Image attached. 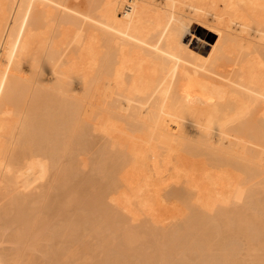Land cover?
<instances>
[{"label": "bare ground", "instance_id": "6f19581e", "mask_svg": "<svg viewBox=\"0 0 264 264\" xmlns=\"http://www.w3.org/2000/svg\"><path fill=\"white\" fill-rule=\"evenodd\" d=\"M214 35L217 40L215 44L210 45ZM207 46H211L208 55ZM25 64L30 68L31 76L24 74ZM47 68L51 75L49 81L42 77ZM75 78L81 82L79 98L72 94L75 90L70 88L69 82ZM41 80L51 81L53 87L49 89V86L41 84L38 95L46 98L45 96L51 94L48 91L54 90L57 95H64L69 100V103H64V114L68 115L66 122L69 121L71 124L68 125H72L71 128L75 131L71 128L70 131L68 125V128L63 125L65 130L61 141L64 146L61 148L64 149V154L70 153L72 156L76 152L72 148L76 147L78 151L86 148L89 144L87 141L79 143L76 140L79 144H74V147L71 144L77 137L78 140L83 139V136L88 134L86 130V134L84 131L82 135L81 131L86 125L80 130V122H89L94 131L106 138L109 142L107 145L112 146L111 149H123H118L121 153L116 152L120 156L118 159L122 158L118 168H115L119 177L109 171L113 178H118H110L113 183L109 184L114 187L111 189L113 191L115 186L119 188L125 184V190L123 188L122 192L116 191L123 197L117 198L111 194L112 204L116 207H107L106 204L105 206L103 203L106 200L102 199L101 194L95 196L94 191V196L86 194L90 189L89 185L87 186L89 176L85 178L84 174L78 175V170L75 172L77 175L73 174L77 166L73 162L75 156L73 155L70 161L69 154V161L73 162L75 166H71L74 168L70 170L67 163L68 168H62L65 174L62 175V171L57 173H61L63 177L69 173L78 179L75 181L71 177L70 180V175L65 178L60 175L62 180L58 181L57 176L56 182H77H70L75 185L77 192L68 184L69 188L62 185L61 195L52 194L58 197L65 194L70 197L71 194L70 201L76 202V207L70 215L64 211L59 213L63 208L59 207V203L54 199L58 197L49 195V192L47 195L52 196L57 203L53 201L50 207L48 204L53 199H46L49 203L46 202L45 205L50 208H45L44 213L55 206V211L54 208L50 210L52 217L55 215V221L59 219L62 223L55 225L49 212L45 217L50 215V218H47L51 220V225H54L52 227L50 220L43 221L44 215L41 220L39 216L35 217L37 223L33 220L32 223L37 224V228L31 224V218L29 220L30 228L36 230V233L38 229L44 234L47 233L45 238L48 244L44 250L45 257L41 258L45 259L41 260L42 263L173 264L174 262L169 260H172L182 246H186L193 251H189L192 254L188 261L191 262L197 261L196 259L200 261L201 257L207 256L208 253L211 256L214 254L213 250H218L216 253L219 256L215 254L217 258H214L216 261L219 257L218 264H255L257 261L263 264L264 258L260 262L259 259L262 258H258L254 253L260 250L264 253V204L259 203L264 194V0H0V185L4 182V186L7 184L10 187L9 189L5 186V189L10 190L8 191L12 198H9L6 189L7 193L4 195L11 202L8 206L5 204L7 207L3 205L4 207L0 208V225L1 220L4 221L10 214V219H16L18 215V220L21 214L32 210L24 207L27 200L23 201V196L28 194L23 193L33 188L31 185L34 182L46 178L50 169L47 162H52V156L55 157V152L52 153L54 150H51V147L48 149V146L52 144V139L55 141L56 136L50 142L49 139H44L45 137L40 140L46 135H43L37 126L50 114L34 119L33 112L30 113L28 109L23 111L24 114H19L16 109L19 96L24 94L25 97L27 91L32 93L33 85L28 86V83ZM54 102L62 101L56 98ZM83 116L87 122L81 121ZM50 117L52 121L54 117ZM185 117L191 120L205 139L203 145L209 150L206 152L209 155L206 156L208 163L203 159L206 166L202 161V166L200 163L194 164L193 160L192 166H187L188 157L182 158L183 152V156L179 157L180 150L184 147L179 146L188 142L186 134V138L183 136L182 139V135H178ZM72 122L76 124L75 128ZM63 129L61 127V130ZM40 132L41 134H38ZM36 133L40 136H36L38 140L50 143L47 149L51 150L52 156H46L50 160L36 155V150L42 153V148L46 150V154L48 152L46 146H42L39 141L40 150L35 148L33 137ZM178 137L180 140L186 139L185 143L182 141L176 146L177 140L181 142ZM61 141H57L58 145ZM55 143V147L51 146L57 150ZM202 143L198 145L197 141L192 148L202 147ZM187 145L189 147V144L185 146ZM187 149L184 151L186 154L189 152ZM193 151L196 152V149ZM58 153H61L60 150ZM111 158L109 160L115 162ZM183 159L185 160L182 161ZM182 163L187 165L183 166ZM110 165L113 169V165ZM66 168L69 169L68 173ZM100 173L98 171V175ZM102 179L107 180L104 177ZM173 179L176 182L185 180L188 187L185 190L193 193L188 194L183 190V198L191 196L184 199L186 207L192 201V205H195L187 209L192 210L196 206L204 209H195L194 217L199 223H195L196 220L192 222L197 224L195 228L200 227L198 231L189 220V224L183 221L186 222L183 226L169 231V236L167 233L158 236L156 226L152 230L149 229L152 224L142 230L138 228L137 231L132 226L134 230L129 228L127 225L130 222L126 223L120 210L131 216L135 215L136 211L151 213V193H155L157 185L162 187L158 184L160 181L166 183L165 181L171 182ZM116 181L122 182L121 185ZM101 183L97 181V184ZM4 186L0 187L4 190ZM164 186L167 187L166 184ZM178 189L173 192L174 195L170 193V196H175L177 191L179 194L183 192ZM22 190L23 193L20 192ZM245 193L250 197L243 202L246 199L245 197L243 200ZM18 194L23 195L22 198ZM255 196H260V200ZM188 198L190 201L186 200ZM192 198L194 200H191ZM234 201L243 203L238 205ZM252 203L262 209L263 215L256 207L252 208ZM2 208L4 209L1 210ZM204 211L209 212L207 214L217 212V215L209 216L205 213V216ZM57 212L60 216L64 215L59 217ZM190 212L187 214L192 215ZM131 219L129 217L130 221ZM32 229L30 232L34 231ZM147 229L149 232H146ZM144 230L147 235L142 232ZM20 231L14 232V235L18 236ZM70 233L74 235L71 236ZM148 233H151L153 238L149 237ZM229 234L235 240L244 239L245 249L249 255L253 253L251 256L257 257V261L254 258L251 261L243 260L235 255L239 253L236 251L229 250L228 253L224 244ZM59 236H62L61 241ZM148 237L150 241H147ZM160 238L163 242L161 244L165 245H160L162 247H159L158 253L145 254L147 246L142 249V246L146 245L144 242L153 247L160 242ZM33 243L35 242H31L32 246L27 245V248L34 247ZM120 243H125L124 247ZM37 245L41 249L42 245L36 244V248ZM8 250L0 247V264H17L16 249ZM260 255L264 257L262 253ZM206 258L205 263L216 264L213 259L209 263ZM188 261L186 259L180 264H190ZM201 261L203 263V259ZM200 262L197 261L198 264Z\"/></svg>", "mask_w": 264, "mask_h": 264}, {"label": "rangeland", "instance_id": "374dc122", "mask_svg": "<svg viewBox=\"0 0 264 264\" xmlns=\"http://www.w3.org/2000/svg\"><path fill=\"white\" fill-rule=\"evenodd\" d=\"M190 39V38H189ZM216 40H217V36L216 35H214V37H213V39L211 40V42H210V45H213V44H215V42H216ZM195 42H198V41H196V40H194ZM199 43V42H198ZM211 46H207L206 47V50H207V53H206V55H208L209 54V52L211 51ZM23 70H24V74H26L27 76H31L30 75V68L25 64L24 66H23ZM45 72L43 73V75H42V77H45V79L47 80V81H49V79L51 78V75H50V72H49V69L47 68L46 70H44ZM47 77V78H46ZM70 88L72 89V90H75L72 94L76 97V98H79V95L81 94V82L79 81V79H74V80H71L70 82ZM30 84H32L33 86H32V88H31V91H32V93H29L28 91H27V93H26V95H25V97H24V94H21L20 96H19V100H18V104H17V107H16V109L18 110V113L19 114H24V112L23 111H25V110H29L30 111V113L31 112H33V114H34V119H38V118H40V117H42V116H44V114H50V116H52V121L49 119V117L48 118H41L42 120H41V122H39L40 124L39 125H37L38 127H39V129H41V131H42V134L43 135H46V136H42L41 138H40V140L43 138V137H45L44 139H49L48 140V142H50V140L52 139V138H54L55 136H56V138H54L55 139V141H56V143H55V141L52 139V144H50V143H47L46 142V140L45 141H40V140H38V137H40L39 135H37V133H36V135H34V137H33V144L36 146L35 148L36 149H39L40 150V148L41 147H39V142H41L40 144H42V146H46V149H47V146L50 144V146H48V149H49V147H51L52 149L51 150H54V151H52V153L53 152H55V154L53 153V155H55V157L54 156H52L51 154H50V151L51 150H49L48 151V149H47V151L49 152V154H48V152H47V154H46V150L44 149V148H42L41 149V151H42V153L39 151L38 152V150H36V152L38 153H36V155H39L40 157H45L44 159H47L48 157H53L54 159H52V162H51V160L49 161V162H51V164L52 165H50V163L49 162H47V164H49L48 166L50 167V169H48L49 171H48V175L46 176V178H44L42 181H37L36 183L34 182L33 183V185H31V186H33V188H29L30 189V191H29V189L28 190H26V192L24 191V193H23V190L22 191H20L21 193H23V195H25V194H28L26 197H24L23 195H19V197H21L22 198V196H23V201H25V200H27V202H25V205L26 206H24L27 210L29 209V208H32V210H29V212L30 211H33L32 213H31V215H28V213L29 212H27V214H26V212H25V214L24 215H22L21 214V217L24 219V220H26V221H24L21 217H19V219L17 220V218H18V215H17V217H16V219H10L9 218V216L11 215H9L7 218H9V220H11V221H7L6 219L7 218H5V220L3 221V220H1L2 221V224L1 225H3V226H1L0 225V247H1V249H9V250H12V249H16V256H15V260L17 261V264H44V263H42L45 259L43 258V259H41L42 257H45V248H46V244H48V242H47V240H46V235H47V233L46 234H44V232H40L39 231V229H38V233H36L37 231L36 230H34V229H32V228H30L31 227V225H30V222H29V220H30V218H31V224H34V223H37L38 222V220H36V218L35 217H38L39 216V218H40V220L43 218V215H44V217H45V215L48 213V214H51L52 212L50 211V210H52L54 207L52 206V209H48L47 211L48 212H46V213H44L45 212V208H50L51 206L50 205H52V202L54 201V199L55 200H57V202L59 203V207H61V208H63L62 210H59L60 212L59 213H63V211L64 212H68V215H70L71 214V212L74 210V207H76V205H77V203L75 202H73V203H71V201H70V199H71V194H70V197H69V195H66L65 193V195L64 196H62V197H58L57 195V197L58 198H54L53 199V197H56V196H54L52 193H56V194H60L61 195V193H63V186L62 185H65V187L64 188H67L68 187V184H70V182L69 183H64L63 184V181H62V183L60 184V182H58L59 183V185H58V183L56 182L58 179V181H60V175H61V173H60V175H59V172L60 171H62V168L64 167H67V163H68V166H69V169L70 170H72V168H74L73 166H71V165H74L73 164V162L76 164V168H75V171H73V174H76L75 172H77L76 170H78V175H86V177L85 178H87V176H89L88 177V180H89V182L87 183V186L89 185V187L88 188H90L89 189V193H86V194H93V196H94V193L92 192V191H94L96 194H95V196L97 195H100L101 194V196L103 197H101L102 199H104V201L106 200V202L105 203H103L104 205L106 204L107 205V207H108V205H109V207L112 205V206H114L113 204H112V201H111V198H112V196L114 197H123V196H121V193H117L118 191L119 192H122V189L124 188V186H125V184H123L121 187H119L118 188V186H115V188L117 189H114V191L113 190H111V189H113L112 188V186L109 184V182H110V178L112 179L113 178V175L111 174V173H113V174H115V176H117L118 174H117V171H116V169L115 168H118L117 166H118V164H119V162H120V160L122 159H118V158H120V156H119V154L117 155V153L116 152H118V153H121V150H123L122 148H119V147H117L118 149H121V150H118V149H114V148H112L111 149V147H109L108 145H107V143H109V142H107V140H106V138H103L102 137V134H100L99 132H96V131H94L93 129H92V127L90 126L91 125V123L89 124V122H87L85 119H84V116H83V119L81 118V121L82 120H85L88 124H86V123H84L83 121V124L84 125H82V122H80L81 123V127L82 128H80V127H78V129L80 128V130H83V126H85V128H84V130L83 131H81V133L82 132H84L85 131V133L84 134H86V130H87V132H88V134H86V136L82 133V135H84L83 136V139H79L78 140V137H77V139H74L73 140V142L74 143H72L71 144V146H75V145H77V144H79L80 142H82V141H84V142H88L89 144L87 145V146H85L86 148L84 149V150H77V148L75 147V148H72V149H75L76 150V152H75V150H74V156L72 155L71 156V154H70V156H71V159H70V156H68L69 154L67 153V154H64V149L63 148H61L62 147V145H63V142L61 141V140H63V138H64V135H63V131L65 130V129H63L64 127L65 128H68V127H66L68 124H71V123H69V121L68 122H66V120H67V117L66 116H68V115H66L65 116V114H64V103H69V100H68V98L66 97V96H64V95H57L56 94V92L54 91V90H50V91H48V92H50L51 94L50 95H47V96H45L46 98H44V96H41V95H38V89H41V84H45V85H47V86H49V89L50 88H52L53 87V84H52V82L50 81V82H43L42 80L41 81H39V82H29L28 83V86L30 85ZM65 89H67V87H65ZM22 95H23V98H22ZM43 95V94H42ZM54 95V97H52ZM39 96V97H38ZM60 99V101H62V102H54V99ZM44 99H47L46 101L44 100ZM27 107V108H26ZM30 109H32V111L30 110ZM53 114V115H52ZM46 116V115H45ZM44 116V117H45ZM47 119H49V122H48V120ZM65 119V120H64ZM70 119V118H69ZM186 120V121H185ZM185 120H184V122H183V120H182V122H181V124H183L182 126H181V128L179 129V131H178V133H180V134H178L179 135V137H180V135H182L181 136V138L180 139H182V137L184 136V134H186V136H188V138H187V141L189 142V139H190V142L188 143H186V144H189V147H188V145L187 146H185L186 144H181L180 146H179V143H182V141L185 143V141H186V139H184V138H186L185 136H184V138H183V140H180L179 139V137H178V139L181 141V142H179L178 140L176 141V143H178V144H176V146L178 145L179 146V148L180 147H182V146H184L183 148H184V150H183V148H181L182 149V151L180 150V152H181V154H180V156L179 157H182L183 155V157L182 158H184V157H188V158H186V160L188 159V162L189 163H187V164H189V165H187L186 163H182L183 164V166H192L191 165V162H193L194 164H198V165H200L201 163H203V159L204 160H206V162H207V160H208V157H209V155H207V153L209 152V150H208V148H207V146L205 147L204 145H205V139L203 138V136H202V134L199 132V130H196L197 128L193 125V123L191 122V120L188 118V117H185ZM72 121V120H71ZM70 121V122H71ZM80 121V120H79ZM51 122V123H50ZM64 122V123H63ZM66 122V123H65ZM37 123L35 122V124L34 125H36ZM72 124L74 125V123L72 122ZM63 125H65L64 127H63ZM76 125V124H75ZM75 125H74V128H75ZM69 126V125H68ZM72 126V125H71ZM71 126H69V130L71 131ZM79 126H80V124H79ZM36 127V126H35ZM61 127H62V129L63 130H61ZM183 127V128H182ZM71 128V129H70ZM36 129H37V127H36ZM38 129V130H39ZM182 129V130H181ZM195 129V130H194ZM73 130V129H72ZM79 130V131H80ZM183 130H185V131H183ZM67 131H68V129H67ZM73 131H75V130H73ZM198 131V132H197ZM34 132H35V128H34ZM36 132H38V131H36ZM61 132H62V134H61ZM77 132V131H76ZM38 134H41V132L40 133H38ZM63 135V136H62ZM36 136H38V137H36ZM195 136H197V138L195 137ZM82 136H79V138H81ZM86 137V138H85ZM190 137V138H189ZM192 137V138H191ZM201 139H199V138ZM57 138H58V140H60L61 142L59 143V145H58V140H57ZM85 138V139H84ZM194 138V139H193ZM198 139V140H196V139ZM43 139V140H44ZM192 139V140H191ZM203 139V140H202ZM77 140V142H79V143H77V142H75ZM106 142H105V141ZM194 140V142H192ZM202 141V142H200V141ZM39 141V142H38ZM197 141H198V145H200V143H202L201 145H203L204 146V148L206 149V151L203 149V146L201 147V146H198V147H196V146H194V148H192L193 147V144L194 145H196V143H197ZM86 142V143H87ZM196 142V143H195ZM54 143L55 144H57L56 145V147H58L59 148V150H60V152L61 153H58L59 152V150H58V148H57V150H56V148L54 149L53 147H55L54 146ZM47 144V145H46ZM75 144V145H74ZM104 144H106V146L104 145ZM51 145H53V147L51 146ZM41 146V145H40ZM60 146V147H59ZM64 146V145H63ZM105 146V147H104ZM103 147L105 148V152H103L104 151V149H103ZM189 149H187V148ZM200 147V149H198ZM110 150V151H108V149ZM178 148V147H177ZM191 148V149H190ZM43 149H44V151H43ZM185 149H187V151H189V152H187L188 154H186V152H184L185 151ZM196 149V152L195 151H193V150H195ZM208 150V151H207ZM110 152V153H108V152ZM112 151V152H111ZM120 151V152H119ZM45 152V153H44ZM70 152H72V150L70 151ZM182 152H183V155H182ZM191 152H194V153H191ZM207 152V153H206ZM41 155H40V154ZM56 153H57V155H56ZM103 153H105V154H103ZM106 153H108V154H110V155H106ZM113 153H115V154H113ZM123 153H124V151H123ZM76 154V155H75ZM102 154H103V156H102ZM112 154H113V158H111L112 157ZM178 154H179V150H178ZM191 154H193V155H191ZM47 155H49L47 158H46V156ZM51 155V156H50ZM61 155V156H60ZM67 155V156H66ZM121 155V154H120ZM182 155V156H181ZM190 155V156H189ZM101 156V157H100ZM106 156H108V157H106ZM115 156H117L116 158H115ZM206 156H208L207 157V159H206ZM42 157V158H43ZM69 157V158H68ZM74 157V159H73V162H71L70 163V161L72 160V158ZM102 157H104L103 159H100V158H102ZM112 159L113 161L115 160V162H117L116 160H118V162L117 163H115V162H112L111 160H109V159ZM115 158V159H114ZM181 158V159H182ZM43 159V160H44ZM69 159H70V161H69ZM180 159V160H181ZM189 159H191V160H189ZM185 159H183L182 161H184ZM193 160V161H192ZM199 161V162H198ZM202 161V162H201ZM57 162H58V164H57ZM77 162V163H76ZM122 162V161H121ZM201 162V163H200ZM110 163L113 165L114 163H115V165H113V169H111L110 168ZM200 163V164H199ZM208 163V162H207ZM106 164V165H105ZM120 164H122V163H120ZM193 164V165H194ZM206 164V163H205ZM105 165V166H104ZM108 165V166H107ZM203 165H204V163H203ZM75 166V165H74ZM195 166V165H194ZM201 166H202V164H201ZM201 166H198V167H201ZM204 166H206V165H204ZM48 167V168H49ZM101 167V168H100ZM108 168V170H107V168ZM59 168V169H58ZM60 168H61V170H60ZM68 168V167H67ZM66 168V171H67V173H68V170L69 169H67ZM79 168V169H78ZM104 168V169H103ZM102 169V170H101ZM111 169V170H110ZM64 170V169H63ZM57 171H59L58 173H57ZM65 171V170H64ZM64 171H62L63 173H62V175L63 174H65L64 173ZM98 171H99V175H98ZM106 172L105 174L106 175H104V172ZM111 173H110V172ZM113 171H116V172H113ZM70 172V171H69ZM72 172V171H71ZM109 172V173H108ZM72 174V173H71ZM101 174H103V175H101ZM120 174V173H119ZM174 174V173H173ZM61 175V176H62ZM68 175H70L69 173L65 176L64 175V177L62 176V178H65V177H67ZM77 175V174H76ZM109 175V176H108ZM121 175V174H120ZM58 176V179L56 178ZM101 176V177H100ZM1 177V176H0ZM69 177H70V180L72 179L71 177H73V175H70V176H68V179H69ZM74 177H75V175H74ZM73 177V178H74ZM77 177V176H76ZM79 177V176H78ZM83 177V176H82ZM91 177V178H90ZM106 178L107 180H105V179H102V178ZM117 177H119V176H117ZM117 177H114L115 179L117 178ZM100 178V180H98ZM114 178L112 179V180H114ZM56 179V180H55ZM75 179V178H74ZM78 179V178H77ZM77 179H75V181L77 180ZM108 179H109V181H108ZM118 179V178H117ZM1 180H4L5 181V179L4 178H1ZM62 180V179H61ZM66 180H67V178H66ZM65 180V181H66ZM90 180H92V181H90ZM102 180H103V183H106L107 184V182H108V184L107 185H109L108 186V188H106L105 189V187H107V185L106 184H103V183H101L102 182ZM69 181V180H68ZM68 181H66V182H68ZM97 181H98V183H101V184H97ZM99 181H101V182H99ZM121 181V180H120ZM173 181H175V179H173L171 182H169L168 180L167 181H165L166 183H164V182H162V181H160V183H158L159 184V186H162L163 187V185L164 184H166L167 185V187H158V185H157V187H158V192H156V188L157 187H155V193H151V196L153 197V204H152V208H153V211H151V213H146V212H144V213H142V212H139L138 211V213H134L135 215H128V213L126 214V212L125 211H122V210H120V213L122 214V215H124L125 216V219H126V223H127V221H129L130 222V224L129 225H127L129 228H131L132 230H134L135 229V231H137L138 230V228H139V230H142V228L143 227H147V226H149V225H153L152 227H150L149 229L150 230H152L153 228H154V226H156L157 227V232H155V233H157L158 234V236L159 235H162L163 233L165 234V233H167V235H168V233H169V231L171 232V231H173L174 229H177V228H180V226L182 225H184V223H186L187 222V220H189L190 221V223H192V226L195 228V226L197 227V224L199 223V221L198 220H196L195 219V215L194 214H196L195 213V209L197 208V210H201L202 209V207H200V208H198L197 206H196V208L194 209H192V210H190V209H187L188 207L189 208H192L191 207V205H192V203H193V201L189 204V206L187 205V207H186V205L184 204L185 203V198H187V197H191V196H185L184 198H183V196L182 195H185V193H184V191L183 190H185V188H188L186 185H185V180H181V182L179 181V180H177L178 182H173ZM184 181V182H183ZM90 182H91V185H90ZM116 182H119V181H116ZM158 182V181H157ZM157 182H156V184H157ZM2 183V182H1ZM4 183V182H3ZM3 183L0 185L1 187L2 186H4L3 185ZM6 183V182H5ZM72 184H75V183H77V182H74L73 183V181L71 182ZM110 183H113L112 181L110 182ZM120 183H122V182H119V184ZM170 185V183H173V184H171L170 185V187H168L169 185ZM67 184V185H66ZM53 187H52V186ZM57 185H58V187H57ZM71 185V184H70ZM77 185H79V183L77 184ZM77 185H76V187H77ZM93 185H95V186H93ZM98 185H101V186H98ZM104 185H106V186H104ZM116 185H118V183L116 184ZM121 185V184H120ZM119 185V186H120ZM5 186H7L8 187V185L7 184H5ZM5 186H4V190L0 187V189H2L1 190V195H0V208L4 205V206H6L7 204H9L10 202H9V200L10 199H12V198H10L11 197V195L9 194V189H10V187H8L9 189H7V191H8V193H7V191H5L6 189H5ZM73 186H74V189H73ZM184 186H186V187H184ZM49 187V188H48ZM55 187H57V190H56V188ZM71 187H72V190H75L76 191V189H75V185H71ZM70 187V188H71ZM86 187V186H85ZM95 187V188H94ZM69 188V187H68ZM110 188V189H109ZM161 188H162V190H161ZM175 188V189H174ZM178 188H182V190H180V189H178ZM257 188V187H256ZM255 188V189H256ZM86 189V188H85ZM121 189V190H120ZM173 189V190H172ZM176 189H178V190H180L182 193L181 194H179V192L177 191L176 192V194H175V196H173L174 195V191L176 190ZM65 190V189H64ZM67 190H69V189H67ZM66 190V191H67ZM72 190H71V192L70 193H72ZM90 190H91V192H90ZM103 190V191H102ZM108 190V191H107ZM124 190H125V188H124ZM160 190V191H159ZM75 191H73V192H75ZM85 191V190H84ZM111 191V193H109ZM117 191V192H116ZM170 191H172V192H170ZM188 194L189 193H192V191H190V192H188V190H185ZM260 191V190H259ZM12 192V191H11ZM14 192V191H13ZM16 192H17V189H16ZM15 192V193H16ZM18 192H19V190H18ZM49 192H50V194H49ZM69 192H68V194H69ZM77 192V191H76ZM75 192V193H76ZM78 192H79V190H78ZM82 192V191H81ZM105 192V193H104ZM115 192V193H114ZM174 192V193H173ZM4 193L6 194H9L10 196H9V200H8V197L7 196H5L4 195ZM47 193L49 194V195H53V197L52 196H48L47 195ZM104 193V195H102ZM109 193V194H108ZM170 193H172L171 195L172 196H170ZM259 193V192H258ZM262 193V192H261ZM80 194V193H79ZM111 194H112V196H111ZM179 194V195H178ZM63 195V194H62ZM191 195V194H190ZM192 195H193V193H192ZM249 194L247 193H245V196L243 197V200L245 199V197H246V199L243 201V202H246V200L250 197V195L248 196ZM262 195V194H261ZM260 195V196H261ZM80 196H81V198H83V196L80 194ZM105 196V197H104ZM182 197L181 199L179 198V197ZM195 196V195H194ZM193 196V197H194ZM260 196H257V197H259L258 198V200H260ZM262 196H264V194L262 195ZM262 196H261V200L259 201V203L260 204H264V199H262ZM12 197H13V193H12ZM50 197H52V201H51V203L50 204H48L47 205V207H46V202L47 203H49V201H47L46 199H50ZM248 197V198H247ZM257 197L255 196V198L257 199ZM68 200H69V202H68ZM187 201L189 200L190 201V198H188V199H186ZM191 200H194L193 198L191 199ZM253 200H255L254 199V197H253ZM263 200V201H262ZM44 201H45V203H44ZM103 201V200H102ZM55 202V201H54ZM57 202H55V203H57ZM242 202V201H241ZM241 202H238V201H234V203L235 204H238V205H241ZM242 202V203H243ZM263 202V203H262ZM27 203V204H26ZM114 203V202H113ZM187 203V202H186ZM6 204V205H5ZM54 204V203H53ZM253 204V206L255 205L254 203H252ZM56 205H58V204H56ZM105 205V206H106ZM3 206V207H4ZM8 206V205H7ZM6 206V207H7ZM193 206V205H192ZM199 206V205H198ZM252 206V208H254L255 209V207L256 206H254L253 207ZM260 206V205H259ZM264 206V205H263ZM114 207H116V205L114 206ZM114 207H113V209H114ZM193 207H195V205L193 206ZM258 207V206H257ZM256 207V210L258 211L259 210V212H260V214L261 215H263L261 212H263L262 211V209L260 210V209H258ZM24 208V209H25ZM60 208V209H61ZM264 208V207H263ZM4 208H2L1 210H3ZM115 210H116V208H115ZM118 210V209H117ZM193 211L194 213H192V212H190V211ZM204 209H202L201 211H203ZM54 211H55V208H54ZM40 212V213H39ZM187 212H190L192 215H188L187 214ZM124 213V214H123ZM189 213V214H190ZM203 213V212H202ZM207 214V213H209V212H207V211H204V213L203 214ZM57 214H58V212H57ZM56 214V215H57ZM128 215V217L126 216V215ZM205 214V216H207V215H209V216H216L217 215V212H212V213H210V214H207L206 215ZM28 215V216H27ZM52 215L53 214H51V217H52ZM59 215V214H58ZM57 215V216H58ZM64 215V214H63ZM63 215H61V216H63ZM67 215V214H66ZM24 216H26V217H24ZM32 216V217H31ZM56 216V219L58 218ZM60 215H59V217H61ZM123 216V217H124ZM186 216H187V219H186ZM190 216V217H189ZM191 216H192V218H191ZM205 216H203V217H205ZM47 217H49L50 218V215L49 216H46L45 218H43V221L44 220H46L47 221V219L48 220H50L49 218H47ZM54 217H55V215H54ZM54 217H52V219L54 218ZM69 217H71V216H69ZM129 217H130V219L131 218H133V219H131V221L129 220ZM73 218V217H72ZM189 218V219H188ZM193 219V220H191V219ZM38 219V218H37ZM61 220L63 219V217L62 218H60ZM128 219V220H127ZM151 219V220H150ZM33 220H35V222L33 221ZM40 220H39V222H40ZM59 219H57L56 221H58ZM196 220V221H195ZM5 221H7L8 223L6 224V222ZM43 221H42V223H43ZM46 221H44V222H46ZM53 221V220H52ZM54 221H55V218H54ZM55 221V225H56V223H62V222H60V221H58V222H56ZM150 221H153V223L152 222H150ZM183 221H186V222H183ZM192 221H195V223H197V224H193V222ZM3 222H5V224H3ZM32 222H34V223H32ZM48 222V221H47ZM73 222V221H72ZM128 222V223H129ZM155 222V223H154ZM42 223H38V225L39 224H42ZM49 223H50V225H51V220L49 221ZM49 223H48V225H49ZM54 223V222H53ZM124 223V222H123ZM201 223V222H200ZM45 225H46V223H44ZM43 224V225H44ZM58 224V225H59ZM118 224V223H117ZM144 224H145V226H144ZM155 224V225H154ZM186 224H189V222H187ZM34 225H36L35 227L37 228V224H34ZM49 225V226H50ZM53 225V224H52ZM52 225H51V227H52ZM120 225V224H119ZM122 225V224H121ZM200 225V224H199ZM40 226H42V225H40ZM39 226V228H41ZM54 226V225H53ZM122 226H124V225H122ZM134 228H132V227ZM32 227H33V225H32ZM45 227V226H44ZM44 227H43V229H44ZM47 227V226H46ZM51 227H47L48 229H51ZM127 227V228H128ZM155 227V228H156ZM30 228V229H29ZM34 228V227H33ZM46 228V229H47ZM198 228H200L199 226H198ZM198 228H195V229H197L196 231H198ZM32 229V231L33 232H35L36 234H31V233H33V232H30V230ZM20 231V233H18L19 235L16 237L15 235H14V232H17V231ZM41 230V229H40ZM42 231V230H41ZM44 231V230H43ZM46 231V230H45ZM155 231H156V229H155ZM194 231V230H193ZM140 232V231H139ZM142 232H145V230L144 231H142ZM146 232H149L148 231V229H147V231ZM145 232V233H146ZM13 233V234H12ZM74 233H75V231H74ZM74 233H70V235L72 236V235H74ZM141 233V232H140ZM162 233V234H161ZM150 236L149 237H151V238H153L152 237V235H151V233H148ZM14 235V236H13ZM142 235H144V233L142 234ZM145 235H147V233L145 234ZM156 235V234H155ZM167 235H165V236H167ZM11 236H13V237H11ZM71 236H69V237H71ZM157 236V235H156ZM158 236L156 237V238H158ZM169 236V235H168ZM167 236V237H168ZM62 236H59L58 237V239L61 241V238ZM68 237V238H69ZM146 237V236H145ZM149 237L147 238V241H150L151 239H149ZM161 237V236H160ZM68 238H65V239H68ZM162 238V237H161ZM161 238H160V242L156 245V246H153V247H151V245L148 243V242H146L145 241V239H143L145 242L144 243H146V245H144V246H142V244L143 243H141L140 245L142 246V249L144 250V248L143 247H146L145 248V254H147L148 255V253H152V252H155L156 254L158 253V250H159V247H160V249H161V247L162 246H160V245H165V244H161V242H162V240H161ZM164 239H165V237H163ZM63 239V238H62ZM142 239V238H141ZM149 239V240H148ZM165 240H167V238L165 239ZM164 240V241H165ZM243 240L244 239H242V241H240L239 239L238 240H235V239H233V237H232V235L231 234H229L228 235V238H227V240H226V242H225V244H224V247H226L228 250H226L228 253H229V250L230 251H236V252H239V253H241V254H239V253H237V254H235V255H238V257H241V259H243V260H245V259H247L248 261L250 260H252L253 258L254 259H256L255 258V256H256V254H257V256H258V258H262V260L261 259H259L260 260V262H262L263 261V258L264 257H261L262 255H260V253H262L263 255H264V253L263 252H261L262 250H260V252H256V253H254L255 254V256L253 257V256H251L253 253H251V251H250V255L248 254L249 252H248V250H246L245 248H246V246H245V244H244V242H243ZM39 241V242H38ZM31 242H35V244L33 245L34 247H32V248H34V249H30V247H28L27 248V245H29V244H31ZM141 242H143V241H141ZM246 242V241H245ZM123 243V242H122ZM122 243H120L121 244V246H123L124 247V244L122 245ZM139 243H140V241H139ZM147 243L150 245H147ZM163 243V242H162ZM164 243H166V242H164ZM36 244H41L40 246H41V249H40V247L37 245V248L35 247V245ZM60 244V243H59ZM44 245V246H43ZM137 245V247H138V243L136 244ZM31 246H32V244H31ZM242 246H244V248H242ZM164 247V246H163ZM39 248V249H38ZM138 249H139V247H138ZM140 249H141V247H140ZM243 249H245L244 251H243ZM258 249V248H257ZM8 250V251H9ZM43 250V251H42ZM142 250V252H144ZM256 250V249H255ZM259 250H256V251H259ZM25 251V252H24ZM192 252L193 253V251L192 250H189L188 248H186V246H182L178 251H177V253L175 254V256H173V258H172V260H169V261H173L175 264H180V263H182V262H184V260H186L187 259V261L189 260V258H190V256H191V254L192 253H190V252ZM215 250H213L212 252L214 253V254H212L211 256H212V258H211V256L209 255V253H208V255L207 256H205V255H203V256H205V257H201V260L203 259V263H202V261L200 262L199 261V259H196L197 261H198V263L200 262V264H208V262L207 263H205L206 261H204L205 260V258L207 259V261H209V263H211L210 261L213 259L214 260V258L216 259L217 257H216V255L217 256H219V254H217L218 252V250L217 251H215ZM24 252V253H23ZM42 252H44V253H42ZM211 252V253H212ZM217 252V253H216ZM253 252H255V251H253ZM189 253H190V255H189ZM210 253V254H211ZM216 254V255H215ZM231 254V253H230ZM233 254V253H232ZM260 255V257H259V255ZM131 255V254H130ZM189 255V256H188ZM195 255V254H194ZM240 255V256H239ZM134 256V255H133ZM188 256V257H187ZM209 256V257H208ZM215 256V257H214ZM187 257V258H186ZM38 258V259H37ZM186 258V259H185ZM211 258V259H210ZM39 259H40V263H39ZM132 259H133V257H132ZM41 260H43V261H41ZM134 260H136V258L134 257ZM218 262H219V257H218ZM217 260L215 261L214 260V263L216 262V264H218L217 263ZM197 261H192V262H194V264H198L197 263ZM255 261V260H254ZM256 261H257V259H256ZM188 262H191V260L190 261H188ZM192 262L190 263V264H192ZM173 263V264H174ZM257 263H258V261H257ZM256 262H255V264H257ZM259 264V263H258ZM262 264V263H261ZM263 264H264V262H263Z\"/></svg>", "mask_w": 264, "mask_h": 264}]
</instances>
